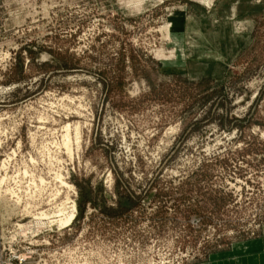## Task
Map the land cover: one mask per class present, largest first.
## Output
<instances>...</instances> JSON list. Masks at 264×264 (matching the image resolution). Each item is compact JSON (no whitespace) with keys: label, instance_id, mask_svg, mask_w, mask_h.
Listing matches in <instances>:
<instances>
[{"label":"rangeland","instance_id":"374dc122","mask_svg":"<svg viewBox=\"0 0 264 264\" xmlns=\"http://www.w3.org/2000/svg\"><path fill=\"white\" fill-rule=\"evenodd\" d=\"M0 264H264V0H0Z\"/></svg>","mask_w":264,"mask_h":264},{"label":"bare ground","instance_id":"6f19581e","mask_svg":"<svg viewBox=\"0 0 264 264\" xmlns=\"http://www.w3.org/2000/svg\"><path fill=\"white\" fill-rule=\"evenodd\" d=\"M67 129V128H66ZM73 129H75V127L73 128ZM67 131V130H66ZM64 139V147L66 148V149H68V151H70L69 150V139H68V133H66V135H65V138H63ZM68 201V200H67ZM69 209V208H68ZM74 205H72V207H71V210H69L68 212H66L64 209V211L63 210H58V220L55 222V224H57L59 227H64V226H66V225H68L70 222H71V220H72V218L74 217ZM41 216H42V214H41ZM40 223V222H39ZM29 225V224H28ZM40 225V224H39ZM44 225V224H43ZM34 226V225H33ZM38 226V225H37ZM42 227V226H41ZM28 228V227H27ZM31 228V227H30ZM25 229V228H24ZM38 229V228H37ZM29 231H31V230H29Z\"/></svg>","mask_w":264,"mask_h":264}]
</instances>
